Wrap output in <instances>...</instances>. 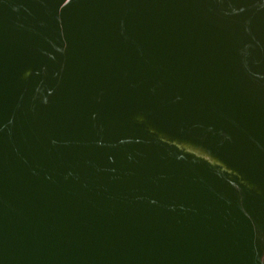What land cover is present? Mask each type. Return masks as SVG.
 <instances>
[{"label": "water", "instance_id": "95a60500", "mask_svg": "<svg viewBox=\"0 0 264 264\" xmlns=\"http://www.w3.org/2000/svg\"><path fill=\"white\" fill-rule=\"evenodd\" d=\"M0 264H264V0H0Z\"/></svg>", "mask_w": 264, "mask_h": 264}]
</instances>
